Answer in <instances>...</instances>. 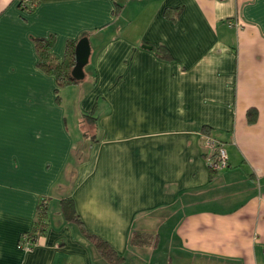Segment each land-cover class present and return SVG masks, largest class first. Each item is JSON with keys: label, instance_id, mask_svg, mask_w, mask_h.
<instances>
[{"label": "crops", "instance_id": "obj_1", "mask_svg": "<svg viewBox=\"0 0 264 264\" xmlns=\"http://www.w3.org/2000/svg\"><path fill=\"white\" fill-rule=\"evenodd\" d=\"M36 2L0 0V264H112L65 198L117 264H264V0ZM83 36L93 81L73 130L72 88L39 65L37 39L63 61ZM92 110L97 141L80 131ZM205 136L226 149L220 170Z\"/></svg>", "mask_w": 264, "mask_h": 264}, {"label": "trees", "instance_id": "obj_2", "mask_svg": "<svg viewBox=\"0 0 264 264\" xmlns=\"http://www.w3.org/2000/svg\"><path fill=\"white\" fill-rule=\"evenodd\" d=\"M36 0H31L32 5H36ZM21 6L24 7L21 3ZM34 6L29 7L25 6L24 8L27 10L32 9ZM84 37V36H83ZM88 37V36H87ZM79 39L73 40L71 42L70 48L67 51V54L65 56V60L59 61L57 60L54 55L49 51L50 44L44 40V39H37V47L40 53V61L39 65L42 66L47 72L54 74L57 82L60 86H68L72 85L74 83H77L80 79H77L73 76L72 70L76 64V57H75V47ZM169 53H165L163 57L167 58L169 57ZM171 56L168 58L170 59ZM94 112V111H92ZM256 118V114L254 111L250 110L249 112V119L250 121H254ZM84 122H86L87 129L86 132L91 129V140L97 141V133H96V127H97V118L92 116L91 114H85L84 115ZM85 132V134H86ZM214 172V170H213ZM46 199L42 200L40 203V210H39V221L34 228L33 232L35 233L38 229H40L41 234L46 228L45 222L43 221V216L46 214ZM62 212L66 219L72 220L74 222H77V224L82 229L84 235L94 244V246L97 248L98 252L105 257L107 261H109L112 264H117L121 259L122 255L119 254L116 250L112 248V246L109 244L108 241H106L104 238L99 236L98 234H95L91 232L88 228L85 227L80 215L76 211L75 203L73 198H65L62 201ZM32 232V233H33ZM31 233V232H30ZM149 239L154 240V236L150 234H143L138 231H134L130 237V241L134 244H144L148 242Z\"/></svg>", "mask_w": 264, "mask_h": 264}, {"label": "built area", "instance_id": "obj_3", "mask_svg": "<svg viewBox=\"0 0 264 264\" xmlns=\"http://www.w3.org/2000/svg\"><path fill=\"white\" fill-rule=\"evenodd\" d=\"M22 5L32 7L31 0H21ZM229 24L232 26L236 25L241 27L238 22L230 21ZM205 144L208 149L207 153V164L213 170H220L225 167L228 163V156L224 145L219 140L213 137L205 136ZM41 231L38 229L35 233H24L20 238V248L27 251L33 250L35 246L40 242Z\"/></svg>", "mask_w": 264, "mask_h": 264}, {"label": "water", "instance_id": "obj_4", "mask_svg": "<svg viewBox=\"0 0 264 264\" xmlns=\"http://www.w3.org/2000/svg\"><path fill=\"white\" fill-rule=\"evenodd\" d=\"M91 54L90 40L87 36L80 38L75 47L76 64L72 70V74L77 79L84 78V66L89 61Z\"/></svg>", "mask_w": 264, "mask_h": 264}, {"label": "rangeland", "instance_id": "obj_5", "mask_svg": "<svg viewBox=\"0 0 264 264\" xmlns=\"http://www.w3.org/2000/svg\"><path fill=\"white\" fill-rule=\"evenodd\" d=\"M87 65H88V62H87V64L84 67L86 68ZM89 75H90V78L91 79L86 78V77H84V78H86V81L89 79V82H92L93 81V77H92L91 74H89ZM84 78L80 79L77 83H74V84L70 85L71 88H72L71 91H70V96H69L70 99H71V104L70 105L67 104V108L71 111V127H72L73 130H74V125H75V123H74L75 122V119L73 118V111L72 110L75 108L74 105L79 104V99H80L79 97L81 96L80 88L85 87L83 85L81 87L79 83L82 82V80L84 81L85 80ZM76 84H78V85H76ZM83 84H85V83H83ZM92 111H94V110H92ZM94 112H88L86 114H91L92 116H94L95 115ZM81 116L79 117V119L81 118ZM84 127H85V125H84ZM80 131L82 132L83 137H86V139L88 138V140H91V137H90L91 136V129H89L86 132V134H85V130L84 129H82ZM73 135H74V137H76L74 133H73ZM79 137H81V136H79Z\"/></svg>", "mask_w": 264, "mask_h": 264}]
</instances>
